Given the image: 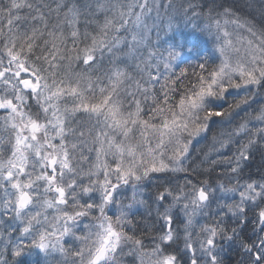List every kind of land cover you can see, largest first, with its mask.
<instances>
[{"label": "snow or ice", "instance_id": "obj_1", "mask_svg": "<svg viewBox=\"0 0 264 264\" xmlns=\"http://www.w3.org/2000/svg\"><path fill=\"white\" fill-rule=\"evenodd\" d=\"M212 13L199 0H0V264L26 253L44 264H224L226 244L238 264H264V176L240 183L264 146V24ZM165 16L169 30L176 17H203L214 52L194 63L183 45L162 51L151 35ZM210 121L224 130L193 159ZM217 168L215 186L200 179ZM158 173L185 177L155 195L163 225L146 243L130 216ZM248 212L261 227L242 238L225 217Z\"/></svg>", "mask_w": 264, "mask_h": 264}, {"label": "rangeland", "instance_id": "obj_2", "mask_svg": "<svg viewBox=\"0 0 264 264\" xmlns=\"http://www.w3.org/2000/svg\"><path fill=\"white\" fill-rule=\"evenodd\" d=\"M259 1L260 2L263 1V2L258 4ZM250 5L251 4H249L248 8L250 7ZM255 5H257L260 9V7L264 5V0H257ZM250 8H252V6ZM163 14L164 13L162 12L161 15L163 16ZM176 19L177 17L174 20ZM174 20L172 21L174 27L171 30H169L168 28L169 20L167 18L160 20L158 22L159 29L154 28L152 30V35H151L152 42L155 44L157 43L158 40L159 47L161 48L162 51L168 48L169 46L183 45L182 54L186 58L191 60H193L194 57H197L198 52L200 54H203L205 49L201 51V49L198 48L199 38L202 32L199 30L201 32L199 33L198 29H195L193 26H191L192 24L191 22L184 21V23L180 22L176 24ZM149 23H151V21H149ZM229 30H231V27L229 28ZM157 32L159 33L158 37H157ZM202 40H203V36H202ZM209 40L210 41H208L207 43L204 41L205 47H207L212 43L211 39ZM190 47L194 48V51L191 53L188 52V48ZM212 47L214 50L215 44H213ZM104 67H107V62H105ZM228 99L229 101H231L232 96H229ZM224 107H227V104H224ZM253 107H256V105H253ZM243 115L244 112L241 111L240 116L236 117L237 121ZM77 116L81 120L87 122L88 119L87 116L83 115L82 113H78ZM218 119L220 118H213V121H216ZM213 121H210L209 131L207 133L202 134L200 137H197L195 140H193L192 144L190 145L189 151L193 159H196L198 157L203 158L204 153L210 152V149H212L213 147V136L216 135L218 137L219 133L222 130H224L221 126H219ZM212 156L213 158H215L214 153H212ZM246 164L247 166L251 167V170H254V165L255 167L256 165H258L260 167V170L257 171L260 173L262 168H264V146H260V150H254L251 158L246 162ZM205 166L208 167L207 165ZM245 171L246 170H244L242 177L240 178V183H243L244 180H246L249 176H251L253 179L256 180L261 179L259 174L258 176L256 175L253 176L251 174L256 172L253 171L249 172L250 175L247 176L245 174ZM209 172L211 174L216 173L217 176H220L221 169L217 168L215 171L204 172L203 175L201 176L203 180H206V178L210 174ZM262 175L264 176V174ZM184 177H185V173H158V174H151L150 178L143 182V186L139 190L137 199H143L145 203L143 205H134L132 211L135 213V215L130 216V218L133 219L134 223L137 225L136 235L141 236V238L145 239L146 243H148V241L152 236L157 234L158 230L163 225V221L158 220L156 215V210H155L156 205L153 203L155 195L159 191H163L165 187L175 186L178 183H183ZM169 181H171V183H169ZM210 182L215 186L217 180ZM220 182L224 183L228 187H232L235 185L236 180L232 179L230 174H224ZM219 194L224 195V193H219ZM131 196H132L131 188H123L120 190L119 194L117 195V199L122 201L125 205H127L128 203L131 202ZM233 200L235 201L239 200L238 194L228 193L227 202L232 203ZM216 210H217V206L214 203L210 211L214 214ZM173 211H175V209ZM116 212H117V208L115 205L110 206V208L108 209L109 215H115ZM215 218L216 217L214 215H210L206 218L197 217V219H199L201 223H211ZM225 221L227 227L229 229L235 227L237 229V232L241 235L242 238L247 235V232H249L250 236H252L253 229L255 228L258 231L259 228L261 227L256 222V219L251 212H248L247 217L243 218L239 222L236 221L234 218H231V214H228V216L225 217ZM84 223H87V221H84ZM15 235L16 234H13V238H15ZM64 242L67 246L68 244H71L73 241L71 237H65ZM225 248L226 251L222 254L224 258V264H238V261L241 259L240 255L236 256L231 253L232 251L234 253L235 252L237 253L235 246H233L232 248H228L226 244ZM24 257H26L25 259H27L28 262H30L31 264H44V260H45L43 254L34 253L32 255H28L26 253ZM24 257L22 256L20 258V261L23 260V263H24ZM48 259L50 264H52L53 258H48ZM55 259H59V256L57 255ZM132 260H133L132 257H124V264H132Z\"/></svg>", "mask_w": 264, "mask_h": 264}, {"label": "trees", "instance_id": "obj_3", "mask_svg": "<svg viewBox=\"0 0 264 264\" xmlns=\"http://www.w3.org/2000/svg\"><path fill=\"white\" fill-rule=\"evenodd\" d=\"M256 1L257 0H199V3L203 6V11L204 12H207L208 8L212 7L213 16H217L218 13H223L224 10L227 8V9H230L231 13L235 14L236 16H239L242 19H247L249 21H252L257 27H260L262 24H264V13H263L264 12V5H262L260 7V9H259V7L257 5L260 4L263 1H261V2L259 1L258 4L255 5ZM79 2L81 4H83V3L86 2V0H79ZM249 4H251L250 7L252 6V8L249 7L250 9L248 8ZM163 16H164V14H163ZM165 18H167V17L165 16ZM219 18H221V22L223 23V19H230L232 17L228 16V17H219ZM81 19L83 20L84 17H81ZM101 19H102V16H101ZM184 21L185 20H184L183 17H177V19L174 20V22H176V24H178L180 22L184 23ZM205 22L206 21H205V19L203 17L193 18V20L191 21V23H192L191 26L194 27V25H195L194 28L198 29V32L201 33L199 31V29L203 27V24ZM230 27L231 26H229V28ZM214 35H215L214 33L211 36L208 33H206V32H202L201 33L200 38H199V43H198L199 46H198V48L201 49V51H203L205 49L203 54L213 53L214 50H213L212 45L215 44ZM202 36H203V40H202ZM209 39H211L212 43L210 45H208L207 47H205L204 46V44H205L204 41L207 43L208 41H210ZM196 58L197 57H194L193 60H192L194 63L196 61ZM204 167L207 168L206 166H204ZM244 170H246L245 174L247 176L250 175L249 172H252V171L256 172V173H251L253 176L254 175L258 176V174H259L260 178L263 176L262 174H264V172H263L264 168H262L260 173L258 172L260 170V167L258 165H256V167L254 165V170H251V167H249V166H247ZM217 177L218 176L216 175V173H213V174L210 173L209 176L206 178V180L215 181V180H217ZM200 179H203V178L200 177ZM245 237H250L249 232H247V235ZM231 253L233 255L239 256L238 252L234 253L232 251ZM25 258L26 257H24V263H23V260H21V264H26V261H27V264H31Z\"/></svg>", "mask_w": 264, "mask_h": 264}]
</instances>
